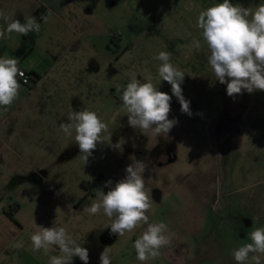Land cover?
I'll return each instance as SVG.
<instances>
[{
    "label": "rangeland",
    "instance_id": "1",
    "mask_svg": "<svg viewBox=\"0 0 264 264\" xmlns=\"http://www.w3.org/2000/svg\"><path fill=\"white\" fill-rule=\"evenodd\" d=\"M26 1L0 0V12L21 23L46 15L36 0ZM71 1V15H63H70L76 33L71 51L33 42L35 32L0 39V56L18 58L32 76L29 86L19 81L15 102L0 108V264H49V256L58 254L55 247L47 256L30 250L33 220L65 227L88 249L89 264H100L106 247L112 264H141L133 243L146 225L119 237L108 217L83 211L100 191L107 193L108 180L114 186L125 178L130 157L147 166L150 222L163 221L175 233L147 264H236L232 251L251 242L254 227L264 226V91L229 97L211 71L197 17L222 0ZM231 2L254 8L264 0ZM53 48L59 49L57 60L47 57ZM160 51L170 52L171 63L185 73L181 87L191 116L157 76L161 62L153 56ZM149 73L158 90L172 96L169 119L178 123L167 135L130 127L117 92L133 76L144 81ZM84 109L97 112L112 133L86 165L75 133L66 137L59 130L70 110ZM121 138L125 143L116 149ZM17 241L24 247L14 249ZM72 264L83 261L74 257Z\"/></svg>",
    "mask_w": 264,
    "mask_h": 264
},
{
    "label": "clouds",
    "instance_id": "2",
    "mask_svg": "<svg viewBox=\"0 0 264 264\" xmlns=\"http://www.w3.org/2000/svg\"><path fill=\"white\" fill-rule=\"evenodd\" d=\"M0 19L4 21L0 25V39L10 38L12 33L27 36L41 30L34 16L26 17L21 23L17 19L10 20L0 12ZM41 19L46 22L47 16ZM197 27L202 30V39L210 52L207 62L211 71L216 80L226 85L229 97L245 91L249 94L257 90L264 91V3L253 8L222 0L199 12ZM194 47L201 49L200 40L194 42ZM153 59L161 62L157 68L160 82L166 81L171 85L172 96L179 101L181 112L191 116L190 101L182 94L184 71L171 63L170 52L160 51ZM19 64L18 58L0 56V108L4 110L19 96L21 84L18 77H25ZM153 80L150 73L144 81L133 76L125 87H118L117 92L121 93L120 100L130 127L139 129L144 135L149 131L154 136L167 135L178 123L175 118L169 119L172 96L159 91ZM24 82L27 83V80ZM67 120L59 125V130L66 137H72L75 133V142L86 165L99 143H105L106 139L111 141L112 133L109 132L108 124L92 110H70ZM124 143L121 138L113 147L122 149ZM130 159L133 162L126 166L125 178L114 186L108 180L104 185L109 188L107 193L100 191L99 198L86 205L83 211L89 216L102 213L108 217L111 220V233L119 237L132 234L137 228L146 225L135 239L133 247L136 259L141 264H147L149 260L161 256L160 249L171 244L175 233H169L168 225L163 221L150 222L148 213L152 210L153 200L143 176L147 166L135 157ZM32 226L35 231L30 236L31 251H43L47 256L54 247L58 250L57 255L49 256V264H72L74 257H79L83 264H89L88 249L82 247L65 227L38 226L34 220ZM248 239L251 242L231 253L236 264H264V226L254 227ZM12 247L23 248L24 242L17 241ZM99 260L100 264H112L111 247L101 252Z\"/></svg>",
    "mask_w": 264,
    "mask_h": 264
},
{
    "label": "crops",
    "instance_id": "3",
    "mask_svg": "<svg viewBox=\"0 0 264 264\" xmlns=\"http://www.w3.org/2000/svg\"><path fill=\"white\" fill-rule=\"evenodd\" d=\"M30 1V0H27ZM26 1V3H27ZM39 5H41L46 11V15L43 12H38L36 19L40 21L41 31L39 34H36L33 42H37L42 46H63L64 53L71 51V35H75V31L73 26L70 23V12L69 6L71 5V0H36ZM63 7V9H61ZM51 14V15H49ZM70 14L68 17H64L65 15ZM64 15V16H63ZM42 16H47V21L41 19ZM27 17V16H26ZM57 20V21H55ZM25 21V20H24ZM60 24V25H59ZM58 29L56 33L51 32L52 30ZM72 41V40H71ZM48 59H56L59 57V49L53 48L47 51ZM30 74V72L28 71ZM47 73L43 76L47 77ZM31 76V74H30ZM44 78H41L43 80ZM32 79V76H31Z\"/></svg>",
    "mask_w": 264,
    "mask_h": 264
},
{
    "label": "built area",
    "instance_id": "4",
    "mask_svg": "<svg viewBox=\"0 0 264 264\" xmlns=\"http://www.w3.org/2000/svg\"><path fill=\"white\" fill-rule=\"evenodd\" d=\"M20 69L25 73V77L24 78H19L18 77V80L21 82L22 85L29 86L31 84V82H32L30 74L26 70H24L22 68H20ZM25 79L27 80V83L24 82Z\"/></svg>",
    "mask_w": 264,
    "mask_h": 264
}]
</instances>
